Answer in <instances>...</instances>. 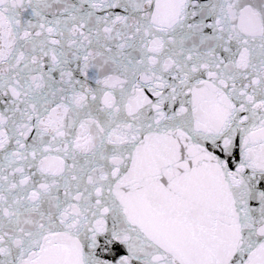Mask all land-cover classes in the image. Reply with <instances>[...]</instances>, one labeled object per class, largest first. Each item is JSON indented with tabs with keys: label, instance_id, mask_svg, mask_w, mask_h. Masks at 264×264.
I'll return each instance as SVG.
<instances>
[{
	"label": "snow or ice",
	"instance_id": "snow-or-ice-1",
	"mask_svg": "<svg viewBox=\"0 0 264 264\" xmlns=\"http://www.w3.org/2000/svg\"><path fill=\"white\" fill-rule=\"evenodd\" d=\"M0 264H264V0H0Z\"/></svg>",
	"mask_w": 264,
	"mask_h": 264
}]
</instances>
